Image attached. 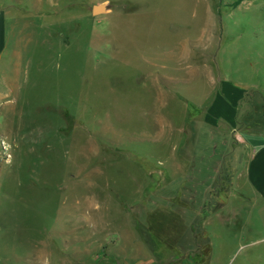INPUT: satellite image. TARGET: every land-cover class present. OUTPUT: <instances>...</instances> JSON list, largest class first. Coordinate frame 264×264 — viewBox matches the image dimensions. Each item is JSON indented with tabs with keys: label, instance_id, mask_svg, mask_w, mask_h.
<instances>
[{
	"label": "rangeland",
	"instance_id": "rangeland-1",
	"mask_svg": "<svg viewBox=\"0 0 264 264\" xmlns=\"http://www.w3.org/2000/svg\"><path fill=\"white\" fill-rule=\"evenodd\" d=\"M234 1L0 0V264H264V0ZM223 81L236 123L200 121Z\"/></svg>",
	"mask_w": 264,
	"mask_h": 264
},
{
	"label": "crops",
	"instance_id": "crops-1",
	"mask_svg": "<svg viewBox=\"0 0 264 264\" xmlns=\"http://www.w3.org/2000/svg\"><path fill=\"white\" fill-rule=\"evenodd\" d=\"M13 18L12 6L0 7V64L7 46L10 45L9 40L12 38L15 41L19 33ZM244 94L243 89L237 88L230 81H223L220 91L213 94V98L207 104L206 113L200 121L214 126L219 124V119L227 120L230 122L229 125L235 124L237 102ZM224 138L227 139L226 132ZM243 146H247V148L243 147V151L245 148L247 150L246 156L241 157L245 179L259 196L264 197V144L254 146L246 139Z\"/></svg>",
	"mask_w": 264,
	"mask_h": 264
},
{
	"label": "water",
	"instance_id": "water-1",
	"mask_svg": "<svg viewBox=\"0 0 264 264\" xmlns=\"http://www.w3.org/2000/svg\"><path fill=\"white\" fill-rule=\"evenodd\" d=\"M103 10H105V7L103 4H94L92 6V12H94V13H99Z\"/></svg>",
	"mask_w": 264,
	"mask_h": 264
},
{
	"label": "trees",
	"instance_id": "trees-1",
	"mask_svg": "<svg viewBox=\"0 0 264 264\" xmlns=\"http://www.w3.org/2000/svg\"><path fill=\"white\" fill-rule=\"evenodd\" d=\"M240 1H241V0H235L234 2H235V3H238V2H240Z\"/></svg>",
	"mask_w": 264,
	"mask_h": 264
}]
</instances>
